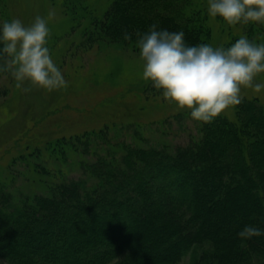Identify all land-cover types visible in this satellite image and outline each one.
I'll use <instances>...</instances> for the list:
<instances>
[{"label":"trees","instance_id":"obj_1","mask_svg":"<svg viewBox=\"0 0 264 264\" xmlns=\"http://www.w3.org/2000/svg\"><path fill=\"white\" fill-rule=\"evenodd\" d=\"M190 6L196 0H113L103 16L87 7L75 13L90 17L93 42L140 51L137 34L153 22L182 30L190 45L204 43L206 19ZM237 106L236 122H202L194 146L123 144L119 160H90L82 143L80 178L62 171L51 184L47 167L35 163L48 180L43 191L16 190L18 203L0 185V264H182L193 247L194 264H264V235H237L247 224L264 228V105L246 99ZM72 144L45 150L68 163L69 151L80 150ZM41 153L33 151L37 160Z\"/></svg>","mask_w":264,"mask_h":264},{"label":"rangeland","instance_id":"obj_2","mask_svg":"<svg viewBox=\"0 0 264 264\" xmlns=\"http://www.w3.org/2000/svg\"><path fill=\"white\" fill-rule=\"evenodd\" d=\"M82 1L76 5L67 0H0V22L20 18L30 24L37 14L47 17L49 9L55 10L56 15L49 20L48 46L68 81L67 87L52 91L27 80L17 88L10 73L0 72V185L15 195L11 203H18L19 191L44 188L41 184L48 178L35 170V163L47 167L51 184L62 171L69 178H80L76 162L83 159L81 146L85 144L90 160L97 155L119 160L123 144L173 152L201 139L202 122L143 78L140 51L121 43L89 39L90 17L77 15L75 10L87 7L96 16H103L113 0ZM196 2L197 7H190L198 8L206 19L204 43L227 47L241 34L264 42V24L228 25L222 17L208 14V0ZM254 83L264 84V73L258 74ZM242 97L264 105V88L242 87ZM237 114L235 105L220 116L236 122ZM62 142L80 147L79 152L69 151L68 163L45 150L47 145L54 148ZM37 148L42 150L40 160L33 154ZM113 228L119 232L115 225ZM25 248L21 245L17 252L23 253ZM198 251L196 247L188 251L182 264H194Z\"/></svg>","mask_w":264,"mask_h":264},{"label":"clouds","instance_id":"obj_3","mask_svg":"<svg viewBox=\"0 0 264 264\" xmlns=\"http://www.w3.org/2000/svg\"><path fill=\"white\" fill-rule=\"evenodd\" d=\"M208 14L222 17L228 25L264 24V0H208ZM55 15L49 9L47 17L37 14L30 24L20 18L0 22V72L10 73L17 88L26 80L47 91L67 87L48 46L49 20ZM137 35L143 78L162 89L167 100L190 110L196 121L212 122L240 104L242 87L264 88V84L254 83L264 73V42L247 34L227 47L190 45L182 30L161 28L153 22L148 31ZM123 38L130 40L132 34L125 31ZM237 235L245 239L264 235V228L247 224Z\"/></svg>","mask_w":264,"mask_h":264}]
</instances>
